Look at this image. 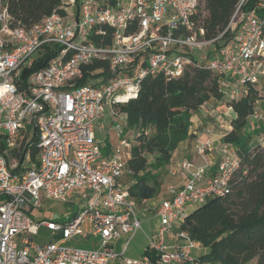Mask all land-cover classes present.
Segmentation results:
<instances>
[{"label":"built area","instance_id":"1","mask_svg":"<svg viewBox=\"0 0 264 264\" xmlns=\"http://www.w3.org/2000/svg\"><path fill=\"white\" fill-rule=\"evenodd\" d=\"M65 1L76 3L64 0V13L27 27L14 25L0 0V264H109L121 238V264H201L193 255L200 243L180 226L208 199L231 192L241 157L227 143L217 146L206 127L196 161L184 159L171 171L182 183L170 185L156 206L159 225L142 257H126L143 219L124 179L135 134L126 132L121 106L138 96L148 75L179 77L199 64L219 75L232 100L249 94L264 78V0L250 10L240 0L212 39L201 25V0H83L77 10ZM226 31L232 38L216 47ZM48 53L42 67L29 71ZM95 60L107 62V75L79 85ZM96 123L120 138L110 153ZM250 123L264 124V111L256 107ZM257 141L264 145V132ZM44 199L79 208L65 218H33ZM43 227L59 238L35 241ZM93 235L92 247L66 245L77 236L89 244Z\"/></svg>","mask_w":264,"mask_h":264},{"label":"trees","instance_id":"2","mask_svg":"<svg viewBox=\"0 0 264 264\" xmlns=\"http://www.w3.org/2000/svg\"><path fill=\"white\" fill-rule=\"evenodd\" d=\"M75 1L80 7L83 0ZM239 1L201 0L199 17L207 39L219 36L226 29ZM4 2L13 16L14 25L28 27L54 11L64 13V0ZM257 2L246 0L244 9H252ZM231 38L232 33L226 31L216 40V47L228 43ZM51 56L48 53L37 60L29 71L42 67ZM99 68L105 71L96 72ZM107 72V62L95 60L78 84L91 82ZM219 80V75L204 64L189 67L179 77L170 78L163 73L148 75L141 81L138 96L121 106V110L127 113L126 129L135 134L127 176L134 179L130 192L137 202L153 199L159 194L160 172L153 173L152 170L167 165L174 150L191 137L192 116L211 99L225 96ZM258 99L256 86H251L249 94L230 100L228 104L236 116L231 120L232 130L227 131L222 139L235 148L242 160L241 168L232 179L231 192L208 199L180 226L208 248L199 259L202 264H244L254 258H257L256 264H264V145H257L264 124L250 123ZM108 151L107 145L105 152ZM150 155H154L152 162Z\"/></svg>","mask_w":264,"mask_h":264},{"label":"rangeland","instance_id":"3","mask_svg":"<svg viewBox=\"0 0 264 264\" xmlns=\"http://www.w3.org/2000/svg\"><path fill=\"white\" fill-rule=\"evenodd\" d=\"M70 10H71V8H70ZM203 53L204 52H202V54ZM256 88L258 90V95H259V99L256 102V107H257V109L264 111V78L261 80V82H259V84H257ZM230 100H232L230 98V96L225 93V96L222 99H211L210 101H208L205 104L204 108L201 107L202 110H200L201 109L200 108L195 113L196 115H199L200 121L193 122L191 120L192 121V124L190 126L191 137L186 139L189 141V144L187 145L188 147L185 148V147H183V145H181V144H183V142L186 141V140H184L174 150L173 155H172V159L167 165H165L164 167H162L160 169H153L152 170L153 173L160 172L159 180L161 181V185H160L159 194L156 195L147 204L138 202V206H139L140 211H141L140 217L142 219H145L143 222V227L146 231H150V229L153 228L154 225L158 222V216L155 214L154 209L164 196L169 195L168 191H169L170 185L179 186V184L181 183L180 180H182V179L180 177L174 176L171 173L172 169L178 167L179 163L184 159H192V160L195 159V161L197 159V157L195 155V151L193 150L195 142H196L194 134H195L196 130H199L201 128V126L199 125L198 127H195V123H199V122L207 120V119L210 122H212L211 126H213L214 131H215V135H214L215 136L214 137L215 144L217 146L220 145V147L222 148V144L224 143L222 136L228 131V129L230 127H232L231 120L233 119V116L235 114L232 107L228 106ZM193 116H192V118H193ZM109 118L107 117V119H109ZM95 131H96V134L98 135V137H100V138L105 139V136L106 137L108 136L107 142L110 145L109 146L110 149L114 150L115 147L119 146V139L120 138L116 134L115 130L108 132V127L104 130H101L100 128H98V125L96 123L95 124ZM127 131L129 133L131 131V129H129V130L126 129V132ZM191 142H193V143H191ZM255 150H258V148H255ZM104 152H105V149H104ZM219 153H221V152L215 151V155H217V157H219ZM149 160L151 162L154 161V155H150ZM124 179H125V182L134 183V179L128 177L127 175H125ZM251 179H253V176L249 178V181ZM78 208H79L78 204H76V203L75 204L70 203V202L64 203L61 201L44 199L42 201L41 207L34 208L33 213H31V215L33 218H44V217H46V218H53V217L54 218H65L67 216L74 215V213L78 211ZM145 209H146V212L144 213ZM58 238H59V236H53V234L50 230L43 227V228H41L40 233L35 236V241L40 242V243H46V242H50V241H55ZM85 240L86 239L84 237L77 236L74 239H72L71 241H68L66 243V245L67 246H76V247H92L90 245V242L92 240H94V241L97 240V236L93 235L92 237H90L89 241H88L89 244H87ZM123 241H124V238H121L118 241H116V243L114 244L115 248L118 252L120 250H122ZM145 242H146L145 233L143 232V230H139L137 232V234L131 240L129 247L127 249L126 255L128 257H132V258L142 257ZM197 248L198 247H196L193 250V254H195V252L199 251ZM256 262H257V258H254V259H252V260H250L244 264H256Z\"/></svg>","mask_w":264,"mask_h":264},{"label":"crops","instance_id":"4","mask_svg":"<svg viewBox=\"0 0 264 264\" xmlns=\"http://www.w3.org/2000/svg\"><path fill=\"white\" fill-rule=\"evenodd\" d=\"M65 7H67L68 9H75V10H77L78 9V6H77V4L76 3H74V4H72V6H71V4H70V2L69 1H65ZM74 7V8H73ZM206 104V103H205ZM205 104L202 106V108H204V106H205ZM202 108L200 109V110H202ZM233 109V108H232ZM235 112V111H234ZM236 116V113L234 114V116H233V118ZM192 121L193 122H198V121H200V118H199V115H194L193 116V118H192ZM211 124H212V122H210L208 119L207 120H204V121H201V122H199V123H195V127H198L199 125L201 126V128L199 129V130H196L195 131V134H194V137H195V141L196 142H198V140L199 139H204V138H206L207 137V135H204V133L203 132H205V131H203L206 127H208V128H211L212 129V131H213V135H212V137H213V139H214V135H215V131H214V128H213V126H211ZM110 125V124H109ZM99 126V125H98ZM108 127V132L109 131H112V129H110V127L107 125L106 126V128ZM105 128V129H106ZM102 130V129H101ZM104 130V129H103ZM98 136V135H97ZM223 137V136H222ZM100 138V137H99ZM100 139H103V140H105V143H106V146H105V148L104 149H106V147H107V145L108 146H110L109 145V143L107 142V139H108V136L106 137L105 136V139L104 138H100ZM195 142V145L197 144ZM191 143H193V142H191ZM189 144V141L188 140H186L185 142H183V144H181V145H183V147H185V148H187L188 145ZM195 145H194V151H195ZM112 151V149H110L109 148V153ZM195 154H196V152H195ZM181 181V183H182V180H180ZM168 196V195H167ZM167 196H164V197H167ZM150 200H152V199H148V201H147V203L150 201ZM146 203V204H147ZM154 212H155V214H156V207H155V209H154ZM144 220L145 219H143V222H144ZM159 217H158V222L154 225V227L153 228H151L150 229V231H146L145 229H144V227H143V232L145 233V237H146V242H145V244H144V249L146 248V246L148 245V243H149V241H148V237L149 236H152L154 233H155V230H156V227L159 225ZM200 243V242H199ZM195 249V248H194ZM193 249V250H194ZM199 251L198 252H195V254H193L194 255V257L195 258H198V259H200V257L202 256V255H204L205 253H207L208 252V248L207 247H205V246H203V244H201L200 243V246L197 248ZM203 249V250H202ZM115 251L118 253V257L116 258V259H114V260H112L109 264H121L122 263V256H121V253H122V250H120L119 252L116 250V248H115ZM127 252V251H126ZM144 252V251H143ZM125 256L126 257H128L127 255H126V253H125ZM129 258H131V259H138V258H132V257H129ZM202 264V263H201ZM204 264H214V263H204Z\"/></svg>","mask_w":264,"mask_h":264}]
</instances>
